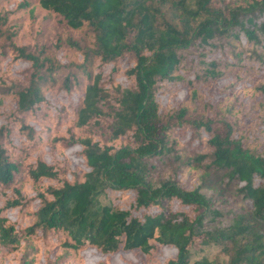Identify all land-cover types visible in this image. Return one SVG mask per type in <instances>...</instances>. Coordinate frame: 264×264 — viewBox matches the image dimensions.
Instances as JSON below:
<instances>
[{"label": "trees", "instance_id": "16d2710c", "mask_svg": "<svg viewBox=\"0 0 264 264\" xmlns=\"http://www.w3.org/2000/svg\"><path fill=\"white\" fill-rule=\"evenodd\" d=\"M0 264H264V0H0Z\"/></svg>", "mask_w": 264, "mask_h": 264}, {"label": "rangeland", "instance_id": "374dc122", "mask_svg": "<svg viewBox=\"0 0 264 264\" xmlns=\"http://www.w3.org/2000/svg\"><path fill=\"white\" fill-rule=\"evenodd\" d=\"M54 24L48 29L45 30L46 35H52V32L54 31L53 28ZM206 254L209 257H215L218 256L220 258H225L224 254L219 250V247L215 244H210V245H197L195 247H192L191 249V256L192 259L198 258L201 255Z\"/></svg>", "mask_w": 264, "mask_h": 264}]
</instances>
